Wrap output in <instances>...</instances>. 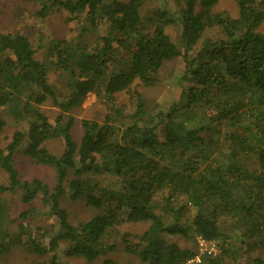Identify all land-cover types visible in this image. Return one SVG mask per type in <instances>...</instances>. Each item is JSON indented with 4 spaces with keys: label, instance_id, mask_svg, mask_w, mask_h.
<instances>
[{
    "label": "trees",
    "instance_id": "obj_1",
    "mask_svg": "<svg viewBox=\"0 0 264 264\" xmlns=\"http://www.w3.org/2000/svg\"><path fill=\"white\" fill-rule=\"evenodd\" d=\"M36 1L42 17L64 8L82 23L75 38L49 45L51 66L67 74L66 96L50 81L40 46L26 33L0 30V109L26 124L0 149L8 175L0 192L22 189L24 203L40 197L57 229L24 222L38 211L29 208L13 231L0 227V256L22 246L51 256L35 264H60L57 251L66 244L68 256L94 261L116 250L121 238L143 264H185L198 250L167 235L211 241L227 238L230 228V234L243 230L248 250L260 246L254 263L264 264V0H237L236 16L211 13L218 0ZM172 26L180 27L176 38ZM212 28L217 32L209 34ZM176 58L185 62L176 77L179 100L150 109L136 91L134 112L115 105L136 79L158 82L165 62ZM90 92L110 110L102 122L80 120L77 138L72 112ZM48 102L60 109L54 119L42 108ZM6 126L0 115V134ZM56 138L61 152L47 146ZM18 151L54 168V186L37 177L22 180ZM105 173L119 177L121 186L96 179ZM66 199L84 200L96 214L74 224ZM125 221L148 227L122 232ZM201 261L216 263L209 255ZM103 264L127 263L106 257Z\"/></svg>",
    "mask_w": 264,
    "mask_h": 264
},
{
    "label": "rangeland",
    "instance_id": "obj_2",
    "mask_svg": "<svg viewBox=\"0 0 264 264\" xmlns=\"http://www.w3.org/2000/svg\"><path fill=\"white\" fill-rule=\"evenodd\" d=\"M237 0H218L211 8V13H227L236 16L238 13ZM41 4L36 0H0V30L2 31H20L26 33L33 42L37 50L39 58L48 63L49 79L57 85L60 92L66 96L67 94V74L60 66L55 64L51 66L48 50L52 40L75 38L80 32V23L82 20H70V12L66 9H53L46 17L41 16ZM178 27V26H177ZM172 26L170 31L174 38L178 37L180 27ZM259 30L264 33V22ZM209 34L217 32V28L208 30ZM88 38L94 39V35L89 32L86 34ZM55 60V59H54ZM181 58H176L165 62L161 69V79L152 85H145L140 79H136L131 88L118 93L115 96V105L124 109V113L130 114L135 111L139 91L150 109H158L161 106H168L170 103L180 99L182 86L177 80L184 66ZM104 99L98 97L97 93H88L81 107L72 113L77 119V128L75 135L80 138L81 128L80 120L95 119L100 122L104 121L105 114L110 110V106L104 102ZM42 108L55 118L60 109L53 103H45ZM0 115L7 119V126L0 134V149L7 147L11 141L13 134L18 129H26V124L14 119L10 116L6 108L0 109ZM61 138L51 139L47 142V146L54 152H61L63 143ZM15 165L19 169L20 178L22 180L40 178L47 182L50 186H54L56 180L55 169L35 162L32 158L26 156L21 151L15 154ZM72 176V175H71ZM96 179H100L108 188L120 187L122 182L119 177L114 174H98ZM8 175L0 167V182L7 183ZM23 191L17 189L15 191L0 192V227L8 228L13 231L18 223L19 215L29 208H38L35 216L24 219V222L32 224H40L44 228L57 229L56 220L46 214L47 208L43 204L40 197L32 203H24L22 200ZM163 195V194H162ZM161 193L159 196L162 197ZM64 206L70 213V219L74 224L90 219L96 214L95 209L86 206L84 200L72 202L65 200ZM38 212V213H37ZM196 209L192 207L194 214ZM3 222V224H2ZM54 225V226H53ZM148 227V223H132L123 222L120 226L122 232L142 233ZM230 228H225L224 232L227 238L219 240H204L197 237L196 240L180 235L170 236L166 238L175 241L185 248L197 249V254L188 260L185 264H203L202 256L209 255L216 263L206 262L205 264H255L254 258L262 254V249L257 246L248 250V245L243 243L240 234L243 230L230 234ZM224 239L226 241H224ZM224 243V248L222 244ZM259 245V243H257ZM66 244H61L58 249V261L60 264H103L106 257L115 259L121 263L127 264H143L140 258L133 253L128 252L121 238L118 239V247L116 250L101 256L94 261H87L82 257H73L66 254ZM51 256H40L22 246H12L9 250L0 256V264H35L38 262H49Z\"/></svg>",
    "mask_w": 264,
    "mask_h": 264
}]
</instances>
